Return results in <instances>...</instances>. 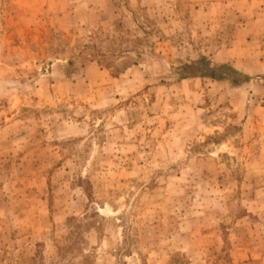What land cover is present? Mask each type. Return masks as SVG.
Instances as JSON below:
<instances>
[{"label":"rangeland","instance_id":"rangeland-1","mask_svg":"<svg viewBox=\"0 0 264 264\" xmlns=\"http://www.w3.org/2000/svg\"><path fill=\"white\" fill-rule=\"evenodd\" d=\"M0 264H264V0H0Z\"/></svg>","mask_w":264,"mask_h":264}]
</instances>
